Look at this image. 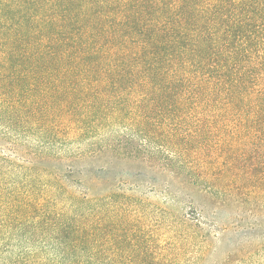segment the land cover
<instances>
[{
  "label": "trees",
  "instance_id": "1",
  "mask_svg": "<svg viewBox=\"0 0 264 264\" xmlns=\"http://www.w3.org/2000/svg\"><path fill=\"white\" fill-rule=\"evenodd\" d=\"M263 213L264 0H0V264H197Z\"/></svg>",
  "mask_w": 264,
  "mask_h": 264
},
{
  "label": "rangeland",
  "instance_id": "2",
  "mask_svg": "<svg viewBox=\"0 0 264 264\" xmlns=\"http://www.w3.org/2000/svg\"><path fill=\"white\" fill-rule=\"evenodd\" d=\"M129 168L135 173V175L132 176L130 180H128L129 185L135 187L134 193L136 196H139L140 198L146 197L145 191L147 189H151L150 184H147V181L144 182L145 180L143 176L145 174L139 171L140 168L137 162L132 160L131 162H117L111 171V175L117 176L121 173V171H127ZM150 199L153 205H159L160 201L163 200V196L157 193V195L153 194L152 198ZM141 211V224L145 227L148 226L149 229L154 230V233L157 235V237H163L165 230L162 228V225L167 223L169 224L171 221H161L160 213H146V210L143 208ZM226 216H228V210L221 211L219 220ZM160 221L161 223H158ZM240 229L241 230H235L231 226L222 231H210L212 238H209L210 244L207 246V253L205 254V257L199 260L197 264H237L239 258L243 257L244 255H248L237 253L236 249L238 247H241V249L244 251L252 250V255H254L256 259H264V229H259L253 232L243 231L242 227Z\"/></svg>",
  "mask_w": 264,
  "mask_h": 264
}]
</instances>
